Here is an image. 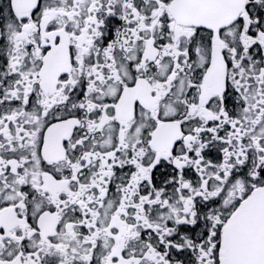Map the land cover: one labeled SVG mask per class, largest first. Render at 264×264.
<instances>
[{
  "label": "snow or ice",
  "instance_id": "6c2138e0",
  "mask_svg": "<svg viewBox=\"0 0 264 264\" xmlns=\"http://www.w3.org/2000/svg\"><path fill=\"white\" fill-rule=\"evenodd\" d=\"M0 264H264V0H0Z\"/></svg>",
  "mask_w": 264,
  "mask_h": 264
}]
</instances>
